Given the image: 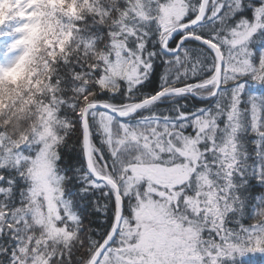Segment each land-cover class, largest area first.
I'll use <instances>...</instances> for the list:
<instances>
[{"label": "snow or ice", "instance_id": "obj_1", "mask_svg": "<svg viewBox=\"0 0 264 264\" xmlns=\"http://www.w3.org/2000/svg\"><path fill=\"white\" fill-rule=\"evenodd\" d=\"M87 3L0 127V264H264V0Z\"/></svg>", "mask_w": 264, "mask_h": 264}, {"label": "trees", "instance_id": "obj_2", "mask_svg": "<svg viewBox=\"0 0 264 264\" xmlns=\"http://www.w3.org/2000/svg\"><path fill=\"white\" fill-rule=\"evenodd\" d=\"M39 7H42L44 12V20H50L55 25L52 33H45L34 45V49L38 50L36 56L33 58L35 62L32 63V68L26 72L23 78L17 79L16 82H5L0 80V127L5 125H11V130H19L23 127V122L27 121L31 116L36 115L37 112L43 111L40 105L36 102L40 94L47 95L48 85L46 83V77L49 75V65L46 63V57L50 55L47 49L50 48L54 42L47 45L44 43L47 39L53 37L56 38L59 35L61 29V19L63 17L70 16V10L72 9L75 13V17L79 18L80 14L88 8L87 0H84L83 4L77 6V0H55L54 7L50 8V4L47 5L45 2L41 3ZM46 7V9H44ZM19 8V4L17 9ZM45 13L47 17H45ZM57 13L61 14V18H57ZM16 21L10 28L4 29L5 32L14 29ZM44 28V27H41ZM43 31V30H42ZM69 36L65 35L61 42L60 51L56 53L58 56L60 52H63V45L68 43ZM3 45L0 51V59L3 57L4 48L8 45L7 39L0 40V45ZM38 63H41L38 65ZM33 77H36L33 82ZM34 97L36 99H34ZM7 105V110H4V106ZM29 105H33L35 111L29 109Z\"/></svg>", "mask_w": 264, "mask_h": 264}, {"label": "rangeland", "instance_id": "obj_3", "mask_svg": "<svg viewBox=\"0 0 264 264\" xmlns=\"http://www.w3.org/2000/svg\"><path fill=\"white\" fill-rule=\"evenodd\" d=\"M54 1L55 0H27L26 2V0H2V2H0V25H5V29L8 30L13 24V21H16V26L13 28H19L20 31L25 33L24 38L21 40V45L27 49V53L24 55L21 62L16 64L11 70L5 72L0 80L2 79L5 82H16L17 79L19 80V78H23L26 75V72L32 68V63L35 62V60H33L36 56L35 52H38V50L33 48L34 45L45 35V33H52L55 28L52 21L44 20V12L39 5L45 2L47 5L50 4V8H52L54 7ZM18 4L19 8L17 9ZM29 8H32L33 11L25 15L28 13ZM44 9H46V7ZM70 16L71 18L75 17V13L72 9L70 10ZM45 17H47L46 13ZM24 21L27 22L23 23V27H19ZM7 41L9 44L10 41ZM54 41L53 37H51L44 43H47L48 45ZM3 45L4 44L0 45V51L2 50ZM12 59H14V56H8L7 58L3 56L0 59V63H6L7 60ZM40 64L41 63H38V65ZM39 67H41V65Z\"/></svg>", "mask_w": 264, "mask_h": 264}]
</instances>
